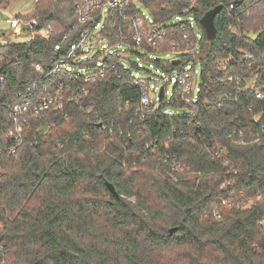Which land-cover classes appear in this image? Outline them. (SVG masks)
Wrapping results in <instances>:
<instances>
[{"label": "trees", "instance_id": "1", "mask_svg": "<svg viewBox=\"0 0 264 264\" xmlns=\"http://www.w3.org/2000/svg\"><path fill=\"white\" fill-rule=\"evenodd\" d=\"M136 1L165 28L154 51L190 48L189 0ZM78 2L34 0L22 17L53 34L0 43V264H264V0H196L199 44L175 57L199 64L197 100L149 110L117 57L106 61L118 76L107 70L99 81L48 74ZM218 4L208 41L199 19ZM58 81L87 93L67 101L64 91L61 108L29 114L10 155L12 104ZM172 159L187 168L171 169Z\"/></svg>", "mask_w": 264, "mask_h": 264}, {"label": "built area", "instance_id": "2", "mask_svg": "<svg viewBox=\"0 0 264 264\" xmlns=\"http://www.w3.org/2000/svg\"><path fill=\"white\" fill-rule=\"evenodd\" d=\"M74 8V21L65 30L61 38L54 44L55 51H61L58 58L53 61L49 68V75H67L70 80H77L81 77L84 83L99 81L105 79L107 70H112L114 75L118 76L116 65L113 62H107L106 59L117 57L120 66L123 68L129 67L126 63L127 57L130 54H136L139 59L149 60V69H145L146 73L151 76H156L158 73L165 72L162 66L166 67L169 63L172 64L174 59H179L181 68L174 73V68L169 70V81L174 82V87L171 93L163 87L164 96L162 100L169 95L170 100L176 98L181 99L186 104H191L197 100L199 92V85L194 86L195 75L198 73L196 64L191 60L181 63L180 57H173L172 59H161V66H155L153 60L155 56L150 58L151 54L160 53L154 51L159 48L165 41V28L162 23H156L141 4L133 0L134 6L129 9L130 0H79ZM189 5L182 11L188 13L191 11L196 0H189ZM120 21L117 33L110 37V29L115 27L117 21ZM175 22L181 20L179 16L174 17ZM192 15L188 18V22L192 24ZM7 23L13 29L18 28L21 24L28 31V41L33 39L38 34H42L48 38L53 34L51 27L47 26L39 28V20L32 17L28 20L24 19L20 14L9 16ZM128 32V34L126 33ZM199 37L196 36L195 41L191 42L190 48L182 49L180 45L173 44L169 53L178 54L190 52L193 54L194 50L199 44ZM101 39L104 43L101 45L97 40ZM101 45V46H100ZM125 45V47H123ZM100 46L94 55H91V50L94 47ZM152 51H149L148 48ZM192 64L190 67H183L184 65ZM176 65V66H178ZM135 68L142 69L141 63H134ZM34 68L37 71H42L39 64H35ZM137 73L132 71L129 75L132 77V83L140 87L142 95L140 103L143 108L149 110L151 107L155 108L162 101L158 99V92L156 84L150 85L149 79L137 77ZM4 82V75L0 73V83ZM40 80H36L32 86L27 89L34 93V87L39 84ZM67 91V101H78L81 98V93L85 95L87 89L84 86L74 88L71 84H65L62 81L52 82L49 85H42V92L44 93L38 99H33L30 96H23L20 100L15 101L11 106V129L9 131L12 138V144L8 148L10 155H17L18 148L23 143V128L28 123L29 114L36 115L40 111L49 109L52 104H56V108H61L63 105V92ZM80 93V94H79ZM257 98H262L259 92L256 94ZM222 148H218L214 155H218ZM167 159V158H166ZM171 169L175 171H182L187 166H183L175 159L171 160Z\"/></svg>", "mask_w": 264, "mask_h": 264}, {"label": "rangeland", "instance_id": "3", "mask_svg": "<svg viewBox=\"0 0 264 264\" xmlns=\"http://www.w3.org/2000/svg\"><path fill=\"white\" fill-rule=\"evenodd\" d=\"M81 3V1H79ZM34 6V0H9V2L5 5V7L0 6V43H9V42H26L28 41V31L24 26L21 24L18 28H11L9 24L7 23V20L9 16H13L15 14H20L21 16H28L31 12V9ZM144 9V8H143ZM148 13V12H147ZM191 15L185 16L190 18ZM192 25L194 27V31L197 37L201 35L200 28L196 25L195 21H192ZM4 34V35H2ZM101 45L104 43L101 39L97 40V43ZM100 45V46H101ZM100 46L94 47L91 50V55H94L95 52L100 48ZM125 47V45L123 46ZM171 49V48H170ZM161 50V49H159ZM154 55L155 58H163V59H172L176 56L174 53H170L169 56H165L162 53H154L150 55V58H152ZM175 60V59H174ZM127 65L130 67L133 74L137 73V77H143L149 79V84L153 85L156 84L157 89L159 90L160 87H165L168 90V93H171L174 87V82L169 81V76L171 74H168L166 72L158 73L156 76H151L150 74L146 73L145 69H149V60H146L144 58L139 59V57L136 54H130L127 57L126 61ZM132 63H141L142 69L135 68ZM192 64L184 65L183 67H190ZM181 66H176L173 70L174 73H176ZM196 68L198 70V73L195 75V83L194 86H198L200 75H199V64H196ZM166 98L169 99V95L166 96ZM10 134V133H9Z\"/></svg>", "mask_w": 264, "mask_h": 264}, {"label": "water", "instance_id": "4", "mask_svg": "<svg viewBox=\"0 0 264 264\" xmlns=\"http://www.w3.org/2000/svg\"><path fill=\"white\" fill-rule=\"evenodd\" d=\"M221 9H222V5L218 4V5L214 6L213 8L207 10L199 19V24L201 25V27L204 31V35L208 41L214 40L216 35H217V28L215 25V17L218 14V12L221 11ZM172 64L174 66L178 65L179 59L173 60ZM163 96H164L163 87H160L159 92H158V99L162 100ZM107 186L110 189V191L115 194V190H114L113 185L111 183H107ZM175 230H176V227H173V228H170L169 231H170V233H172Z\"/></svg>", "mask_w": 264, "mask_h": 264}, {"label": "crops", "instance_id": "5", "mask_svg": "<svg viewBox=\"0 0 264 264\" xmlns=\"http://www.w3.org/2000/svg\"><path fill=\"white\" fill-rule=\"evenodd\" d=\"M2 35H4V34H2Z\"/></svg>", "mask_w": 264, "mask_h": 264}]
</instances>
